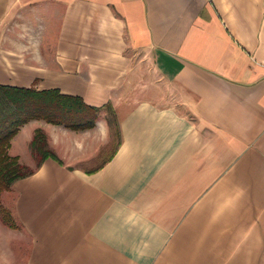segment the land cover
<instances>
[{"label": "crops", "instance_id": "crops-1", "mask_svg": "<svg viewBox=\"0 0 264 264\" xmlns=\"http://www.w3.org/2000/svg\"><path fill=\"white\" fill-rule=\"evenodd\" d=\"M0 84L111 104L121 136L104 162L105 112L21 127V164L37 129L61 162L4 193L0 264H264V0H0Z\"/></svg>", "mask_w": 264, "mask_h": 264}, {"label": "trees", "instance_id": "trees-1", "mask_svg": "<svg viewBox=\"0 0 264 264\" xmlns=\"http://www.w3.org/2000/svg\"><path fill=\"white\" fill-rule=\"evenodd\" d=\"M101 112L109 115V126L117 136L114 150L104 157L106 162L115 154L121 140L117 116L111 104L96 107L79 96L63 94L58 89L38 90L0 84V216L7 225L18 227L11 211L1 201L2 194L11 191L17 180L33 174L46 158L61 162L49 148L46 134L37 129L32 140L36 167L21 164L18 156L9 153L11 141L21 127L32 120H44L74 131H85L95 127Z\"/></svg>", "mask_w": 264, "mask_h": 264}, {"label": "rangeland", "instance_id": "rangeland-1", "mask_svg": "<svg viewBox=\"0 0 264 264\" xmlns=\"http://www.w3.org/2000/svg\"><path fill=\"white\" fill-rule=\"evenodd\" d=\"M31 21H21V20H14L11 23H9V25L6 27V29L8 31H17V30H24V29H31ZM34 27V26H33ZM15 35V34H13ZM104 113V112H103ZM105 118L108 120L109 115L105 112ZM117 125V124H116ZM115 126V123L114 125ZM117 142V136L114 134L113 135V130L110 128V133H109V143L106 144L105 148L103 149V151L101 152V154L98 156V158H102L107 156L110 152H112V150H114V147L116 145ZM24 156V155H23ZM26 158V157H25ZM83 166H87V164L82 165ZM89 167V166H88ZM32 168V167H29ZM4 194V193H3ZM1 196V201L2 203L5 205L4 202H6V195L4 194V196Z\"/></svg>", "mask_w": 264, "mask_h": 264}]
</instances>
